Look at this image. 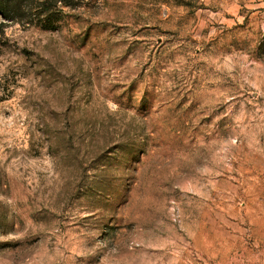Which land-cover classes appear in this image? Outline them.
Returning <instances> with one entry per match:
<instances>
[{"label": "rangeland", "instance_id": "obj_1", "mask_svg": "<svg viewBox=\"0 0 264 264\" xmlns=\"http://www.w3.org/2000/svg\"><path fill=\"white\" fill-rule=\"evenodd\" d=\"M47 1L0 17V264H264V0Z\"/></svg>", "mask_w": 264, "mask_h": 264}, {"label": "trees", "instance_id": "obj_2", "mask_svg": "<svg viewBox=\"0 0 264 264\" xmlns=\"http://www.w3.org/2000/svg\"><path fill=\"white\" fill-rule=\"evenodd\" d=\"M22 1L23 0H0V17L3 18L4 20L12 21V22H17L18 20H20V18H23L25 16V12ZM37 1L38 2L36 4L37 5L39 4L38 7H43L44 10V7L46 6L45 4H47L48 1L47 0H37ZM41 13L43 14V11H41ZM34 14H32V16L33 15L35 17L41 16L39 15V12ZM27 16H30V13Z\"/></svg>", "mask_w": 264, "mask_h": 264}]
</instances>
